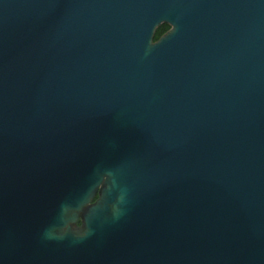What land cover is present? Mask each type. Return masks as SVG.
I'll return each mask as SVG.
<instances>
[{"label":"water","instance_id":"1","mask_svg":"<svg viewBox=\"0 0 264 264\" xmlns=\"http://www.w3.org/2000/svg\"><path fill=\"white\" fill-rule=\"evenodd\" d=\"M0 264H264V0H0Z\"/></svg>","mask_w":264,"mask_h":264},{"label":"trees","instance_id":"2","mask_svg":"<svg viewBox=\"0 0 264 264\" xmlns=\"http://www.w3.org/2000/svg\"><path fill=\"white\" fill-rule=\"evenodd\" d=\"M167 28L166 24L159 25L154 33V39H156L165 29Z\"/></svg>","mask_w":264,"mask_h":264}]
</instances>
